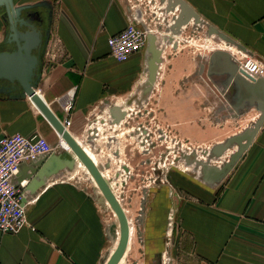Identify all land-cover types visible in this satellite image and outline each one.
I'll list each match as a JSON object with an SVG mask.
<instances>
[{
    "label": "crops",
    "instance_id": "obj_1",
    "mask_svg": "<svg viewBox=\"0 0 264 264\" xmlns=\"http://www.w3.org/2000/svg\"><path fill=\"white\" fill-rule=\"evenodd\" d=\"M43 1L50 4L52 18L36 91L60 121L69 119L73 138L101 158L129 153L134 125L139 128L148 118L158 133L168 130L195 145L218 144L234 134L225 121L230 112L235 115L232 106L249 110L237 129L259 119L254 100L238 103L232 86L233 104L223 97L225 103L221 100L214 109L216 95L207 82L222 80L217 74L223 69L209 63L208 56H200L204 84L188 80L201 67L188 51L173 54L148 42L126 61H115L108 38L144 19L130 0H21L18 6ZM169 2L174 8L185 5L204 30L225 35L264 65V0ZM151 65H156L159 90L150 99L142 95L154 80ZM20 93L16 86L11 94H0V138L37 133L55 147L57 134L28 98H13ZM152 99L147 113L134 110ZM68 101L67 114L63 106ZM69 161L67 152L56 148L47 157L20 164L13 183L24 185L26 224L16 234L0 232V264H104L111 246L108 215L95 188L70 176ZM190 166L192 174L179 168L168 175V226L176 252L172 256L157 245L156 254L164 258L186 252L190 264H264V121L225 176ZM156 232L161 240L171 235L163 225Z\"/></svg>",
    "mask_w": 264,
    "mask_h": 264
},
{
    "label": "rangeland",
    "instance_id": "obj_2",
    "mask_svg": "<svg viewBox=\"0 0 264 264\" xmlns=\"http://www.w3.org/2000/svg\"><path fill=\"white\" fill-rule=\"evenodd\" d=\"M130 1L135 8L141 11L144 19L143 22H140V25L144 29L151 30L149 34H151L156 48L165 51L170 50V53L173 54L188 51L193 56H197V62L200 61L201 67L188 80L197 79L201 82H207L203 74V67L205 65L200 60V56L210 57L209 63L213 62L219 65L220 68L222 67V61H225L231 68L237 67L236 53L240 51L239 49L235 46L227 45L217 35L210 34L208 29L204 30L198 21L196 23L190 21L181 26L177 25L180 9L178 7L174 8L170 2L165 3L167 0ZM20 3L21 0H14L16 6ZM3 15V9L0 8V51H12L15 47L5 44L8 28L1 20ZM44 51L45 48H42L39 68L42 65ZM215 53H220L221 55L215 56L212 59V55ZM168 56L166 55L167 58ZM217 76L222 77V80L214 79L212 82H207L212 88L213 94L216 95L214 96L215 101L213 100L214 109L220 108V104H222L220 101L224 102L223 97L228 104H233V100L229 96L231 91L230 86L233 87V84L229 82V76L224 72L218 73ZM227 85L229 86L227 87ZM158 90L155 75L153 82L147 89V94L142 95V97L155 98ZM152 102L155 103V99L148 100L143 105H138V108L136 107L134 110L142 109L143 113H147L149 111L147 108L151 107L149 103ZM231 108L235 115L233 116L232 112L229 111L230 116L225 121L229 123L228 126L230 130H233L234 134L225 137L218 144L195 145L188 139L168 130L158 133L156 122L148 118L144 119L140 123L141 125H138L139 128H136L137 126L134 125L132 133L133 142L132 146H130V152L124 155L120 154L118 159L114 158L115 155L101 158L100 155L94 154L87 147L82 146L96 166L104 164L101 168V173L108 180L110 188L124 209L129 222L128 246L119 264H146L147 260H151L149 264H190L186 252H179L174 257L165 255L164 258H162L163 254H156L158 251L157 245L160 249L171 253L172 256L176 252L175 248H173L174 236L170 233L172 228L168 226L170 225L168 221V193L166 192L168 190V175L173 170L179 168L186 174H192L190 171H194V167L192 169L190 165L197 166V169H201L200 171H202V163L220 166L228 161L230 155L233 153V148H236L235 145H230L231 152L224 150L220 156L213 155L212 149L217 146H225L229 140L243 134L253 126L252 124L251 126L247 124L242 129H237L242 124L241 120L247 119L246 116L249 110L241 108L237 111V108L233 106ZM225 121L223 122L227 123ZM142 126L143 132H140V127ZM56 136L57 138L53 141L54 145L58 143L59 138L62 148L67 152H71L66 143L58 135ZM49 143L52 144L51 142ZM225 158L227 159L225 160ZM72 170L71 177L83 178L84 180L80 182L86 185L90 184L95 188L97 194L101 195L92 177L78 160H76V166ZM104 204L103 207L108 215V231L111 244L106 257L107 260L116 247V232H118L119 236V227L114 213L110 211L109 205L106 201H104ZM155 223H158L157 227L154 226L156 225ZM113 224L115 230L112 239L110 227ZM162 225L166 228L165 233L171 234L169 240L165 235L161 240L163 235L156 232L162 230ZM174 230H176L175 227Z\"/></svg>",
    "mask_w": 264,
    "mask_h": 264
},
{
    "label": "water",
    "instance_id": "obj_3",
    "mask_svg": "<svg viewBox=\"0 0 264 264\" xmlns=\"http://www.w3.org/2000/svg\"><path fill=\"white\" fill-rule=\"evenodd\" d=\"M174 7V5H172ZM0 8L4 11V19H6L8 25L7 38L9 42L15 44V48L12 51H0V94H11L14 88L17 86L21 93L19 96H13V98L26 97L43 116V118L52 127L54 132L66 143L71 152H67L70 157L68 163L69 169H74L76 166V160H78L88 171L92 177L94 183L99 189L101 195L98 194L100 204L105 205L104 201L110 207L117 219L119 227V236L115 249L105 260L104 264H118L124 256L128 241H129V222L124 209L120 202L116 198L109 182L105 179L101 173L102 166H96L92 159L88 156L82 146L73 138V136L64 128L60 120L55 116L51 109L44 102L42 97L37 93L36 87L40 80L39 67H40V52L42 47L44 48L49 39V29L43 40V33L40 29L31 25L29 16L30 13L24 14L25 11H29L35 8H44L49 11L51 17L52 10L49 3L43 1L35 4L16 6L14 0H0ZM178 8L180 14L177 20V25L181 26L190 21L197 22L196 16L183 4L179 3ZM19 28H24V31H20ZM210 34L217 35L220 40L226 42L227 45L235 46L239 49L238 45L230 40L225 35L217 32L214 29H209ZM153 38L151 34L147 36V43L152 42ZM221 55L215 53L212 55V59L215 56ZM156 65H151L150 68V80H153L156 72ZM223 72L229 76L230 83L233 84L236 90L238 103L241 99L250 98L254 100L256 104V110L259 114V119L253 124L251 128L246 130L243 134L235 136L227 142L225 146H217L212 149V154L220 156L224 150H228L230 145H235L236 150L230 155L227 162L221 166H209V164L202 163V173L207 171L215 172V177H223L232 170L235 163L240 158L242 152L249 145L253 136L257 132L261 123L264 121V79L257 81H247L236 73L235 68L229 67L225 61H222ZM38 163L35 166H38ZM213 167V168H208ZM114 224L110 227V234L114 237Z\"/></svg>",
    "mask_w": 264,
    "mask_h": 264
},
{
    "label": "built area",
    "instance_id": "obj_4",
    "mask_svg": "<svg viewBox=\"0 0 264 264\" xmlns=\"http://www.w3.org/2000/svg\"><path fill=\"white\" fill-rule=\"evenodd\" d=\"M143 22V20H142ZM140 21H131L119 33L108 38L107 44L110 56L117 62H124L130 56L140 52L147 43L150 29L138 26ZM236 73L247 81L264 79V65L247 57L240 51L236 53ZM71 103L64 104L63 110L67 114L71 110ZM64 128L70 125L69 119L60 121ZM56 148H62L60 139L53 147L40 134L24 136L14 134L0 138V232L16 234L26 224L25 207L23 204L24 185H14L19 166L23 162H35L40 158L52 154Z\"/></svg>",
    "mask_w": 264,
    "mask_h": 264
},
{
    "label": "flooded vegetation",
    "instance_id": "obj_5",
    "mask_svg": "<svg viewBox=\"0 0 264 264\" xmlns=\"http://www.w3.org/2000/svg\"><path fill=\"white\" fill-rule=\"evenodd\" d=\"M28 13H30L29 20H30L31 25H34V27L41 30V32L43 33V40H44L45 35L49 29V24L51 23L52 15L50 17L49 11L47 9H44V8H35V9H31L29 11L24 12V14H28ZM4 16L5 15H3L1 17V20L5 25H7V22H6V19H4ZM7 28H8V25H7ZM19 30L24 31L25 29L19 28ZM49 31H50V29H49ZM7 34H8V32H7ZM5 44L15 47V44L12 42H9L7 37L5 38Z\"/></svg>",
    "mask_w": 264,
    "mask_h": 264
},
{
    "label": "bare ground",
    "instance_id": "obj_6",
    "mask_svg": "<svg viewBox=\"0 0 264 264\" xmlns=\"http://www.w3.org/2000/svg\"><path fill=\"white\" fill-rule=\"evenodd\" d=\"M118 229V228H117ZM116 232V231H115ZM116 241H115V246H116V244H117V241H118V232H116ZM127 250V249H126ZM119 264V263H118Z\"/></svg>",
    "mask_w": 264,
    "mask_h": 264
}]
</instances>
